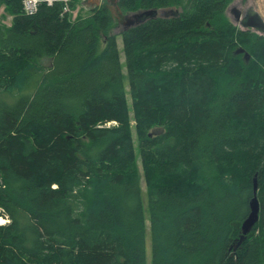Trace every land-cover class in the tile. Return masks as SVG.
Returning <instances> with one entry per match:
<instances>
[{
    "label": "trees",
    "instance_id": "1",
    "mask_svg": "<svg viewBox=\"0 0 264 264\" xmlns=\"http://www.w3.org/2000/svg\"><path fill=\"white\" fill-rule=\"evenodd\" d=\"M110 1L0 0V264H147L141 177L150 264H264V34L232 0H112L178 11L120 31L129 104Z\"/></svg>",
    "mask_w": 264,
    "mask_h": 264
},
{
    "label": "rangeland",
    "instance_id": "2",
    "mask_svg": "<svg viewBox=\"0 0 264 264\" xmlns=\"http://www.w3.org/2000/svg\"><path fill=\"white\" fill-rule=\"evenodd\" d=\"M108 5L111 9V13L113 15L114 18V23L113 26L111 28V33H115L116 34V41H117V47L119 50V54H120V61L122 64V72L124 74V83L126 86V96H127V100L128 103L130 104V96L128 93V83H127V79H126V67H125V62H124V54H123V46H122V39L121 36L119 35L120 31L122 30V25L121 22L124 18H129V16L132 13H123L121 12L114 3H112V0L110 2H108ZM236 7L237 9H241L244 10L246 7L250 6L252 7V9L254 11H257L262 18L264 19V0H232L227 9H226V15L227 17L236 25H238L239 27L240 24L235 20L234 15L229 11V9L231 7ZM90 8H86L83 4V0H79V2H76L75 8L72 10V12L70 13L72 15V18L76 17V15L81 14V15H86L89 12ZM3 9L2 7H0V22L4 23L6 25L10 24V16L5 14L6 17H3ZM50 63L49 59H43L42 60V65H44L45 67H47ZM133 124V122H131ZM138 166H139V170L141 171V167H140V162L138 159ZM141 181V195H142V199H143V203H144V214H145V222H146V263L150 264V254H151V241H150V232H149V219H148V209L146 206V195H145V186H144V181L143 178L141 177L140 179ZM3 221H6L5 218H3Z\"/></svg>",
    "mask_w": 264,
    "mask_h": 264
},
{
    "label": "water",
    "instance_id": "3",
    "mask_svg": "<svg viewBox=\"0 0 264 264\" xmlns=\"http://www.w3.org/2000/svg\"><path fill=\"white\" fill-rule=\"evenodd\" d=\"M235 20L240 24L242 28H248L252 29L258 33L264 34V19L262 16L252 9V7L249 8L247 11V14L240 18V12L238 9H235ZM178 13L177 10H174L172 8L168 9H147L140 12L133 13V16L135 18L134 23L142 22L148 18L156 17V16H165L169 17L172 15H176ZM236 53H243V57L245 61H248L250 58V54L246 52L243 48H238L236 50ZM262 169V166L260 167ZM257 179L256 176L253 179V196L251 197L249 201V213L246 216V218L243 220L241 224V233L235 243L232 245L233 252H235L236 248L241 244V242L244 240L245 235L250 231V229L253 227V225L258 221L259 218V201L257 198Z\"/></svg>",
    "mask_w": 264,
    "mask_h": 264
},
{
    "label": "built area",
    "instance_id": "4",
    "mask_svg": "<svg viewBox=\"0 0 264 264\" xmlns=\"http://www.w3.org/2000/svg\"><path fill=\"white\" fill-rule=\"evenodd\" d=\"M20 1H21V6H22V11L26 15H31L35 13L41 2H46L48 5H51L52 3L56 1L62 2V13L72 12L71 6H70V0H20ZM6 221L8 220L6 219Z\"/></svg>",
    "mask_w": 264,
    "mask_h": 264
},
{
    "label": "flooded vegetation",
    "instance_id": "5",
    "mask_svg": "<svg viewBox=\"0 0 264 264\" xmlns=\"http://www.w3.org/2000/svg\"><path fill=\"white\" fill-rule=\"evenodd\" d=\"M250 6L246 7L244 10L238 9L240 12V18L244 17L247 14V11L249 10ZM235 9H237L236 7H231L229 9V11L234 15L235 17ZM132 22H135V18L133 16V13L129 16V18H124L121 22L122 25V29L127 28L128 26H130L132 24ZM134 24V23H133Z\"/></svg>",
    "mask_w": 264,
    "mask_h": 264
},
{
    "label": "crops",
    "instance_id": "6",
    "mask_svg": "<svg viewBox=\"0 0 264 264\" xmlns=\"http://www.w3.org/2000/svg\"><path fill=\"white\" fill-rule=\"evenodd\" d=\"M104 0H83V4L86 8H93L99 6Z\"/></svg>",
    "mask_w": 264,
    "mask_h": 264
},
{
    "label": "bare ground",
    "instance_id": "7",
    "mask_svg": "<svg viewBox=\"0 0 264 264\" xmlns=\"http://www.w3.org/2000/svg\"><path fill=\"white\" fill-rule=\"evenodd\" d=\"M4 221H3V219L2 218H0V223H3Z\"/></svg>",
    "mask_w": 264,
    "mask_h": 264
}]
</instances>
